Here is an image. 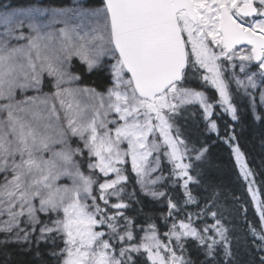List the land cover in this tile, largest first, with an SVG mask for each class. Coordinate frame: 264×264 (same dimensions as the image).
<instances>
[{"label":"snow or ice","instance_id":"obj_1","mask_svg":"<svg viewBox=\"0 0 264 264\" xmlns=\"http://www.w3.org/2000/svg\"><path fill=\"white\" fill-rule=\"evenodd\" d=\"M0 27L4 251L20 264H264V199L236 133L241 103L264 106V0L3 5ZM187 114L218 137L216 117L235 122L223 139L259 218L247 260L234 240L248 209L213 180Z\"/></svg>","mask_w":264,"mask_h":264},{"label":"trees","instance_id":"obj_2","mask_svg":"<svg viewBox=\"0 0 264 264\" xmlns=\"http://www.w3.org/2000/svg\"><path fill=\"white\" fill-rule=\"evenodd\" d=\"M73 0H0V6L10 5L16 8H27L33 5L42 7L66 8L72 4ZM90 5L99 3V0H90ZM85 84L92 87H97L99 91H104L106 85L102 78L92 76L85 81ZM47 91L48 89L45 88ZM257 112L252 114L251 109H244L243 104H240L242 111L245 114L243 128H236V133L239 137V145L244 152L246 162L254 173L255 188L260 192V198L264 199V126L255 119V115L259 114L261 106L257 101ZM199 121V122H198ZM216 122L219 129V137L216 133L203 131V121L199 120L198 116L187 114L179 120V123L184 126L187 133L199 135L202 140H206L210 152V160L212 167L210 174L215 183L225 193H236L240 196L247 207V221L244 219V213L240 214V219L236 221V239L234 243H239V256L242 261L249 259L247 250L252 249L255 245L252 243L251 234L248 231L247 224L251 223L259 227L258 214L255 212V207L251 201V195L247 191L246 182L239 176V169L235 164V158L231 148L225 143L223 137L226 136L230 129L227 128L231 121V117L227 114L216 117ZM167 176L168 172L165 171ZM194 194H197L194 192ZM199 198V197H198ZM146 211L148 209H145ZM3 236L0 234V239ZM24 257L17 254L15 246L9 245L7 250H3L0 246V264H20Z\"/></svg>","mask_w":264,"mask_h":264},{"label":"rangeland","instance_id":"obj_3","mask_svg":"<svg viewBox=\"0 0 264 264\" xmlns=\"http://www.w3.org/2000/svg\"><path fill=\"white\" fill-rule=\"evenodd\" d=\"M90 0H88V2H89ZM72 4H73V2H72ZM72 4L70 5V6H68V7H71L72 6ZM68 7H66V8H68ZM0 31H3V28L2 27H0ZM44 91H47L46 89H44ZM257 101L259 102V97H258V95H257ZM254 178V177H253ZM253 187L255 188L256 186H255V184L253 185ZM256 189V188H255Z\"/></svg>","mask_w":264,"mask_h":264}]
</instances>
